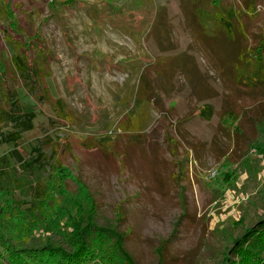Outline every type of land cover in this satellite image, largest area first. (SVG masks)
Wrapping results in <instances>:
<instances>
[{"label":"rangeland","instance_id":"1","mask_svg":"<svg viewBox=\"0 0 264 264\" xmlns=\"http://www.w3.org/2000/svg\"><path fill=\"white\" fill-rule=\"evenodd\" d=\"M208 2L0 0V63L19 105L35 115L16 146L0 145V157L16 149L27 159L42 140L63 166V192L51 195L44 215L25 211L27 188L0 193V264L37 263L11 261L12 247L48 242L70 251L68 206L87 196L97 224L124 233L135 264L233 260V242L264 215V148H256L264 88L236 81L243 55L264 34V0ZM6 6L17 25L10 39L2 34ZM200 7L230 26L203 29ZM26 42L41 77L32 94L12 65ZM205 105L208 119L198 114ZM243 162L259 169L256 179ZM94 247L85 264H109L107 244Z\"/></svg>","mask_w":264,"mask_h":264},{"label":"trees","instance_id":"2","mask_svg":"<svg viewBox=\"0 0 264 264\" xmlns=\"http://www.w3.org/2000/svg\"><path fill=\"white\" fill-rule=\"evenodd\" d=\"M221 1L209 0L208 6L218 8ZM75 5L73 1H65L61 4L64 8H72ZM213 10L209 13L208 7L206 9L200 7L199 23L203 29L209 26V29L223 30L230 26L221 13ZM4 16L8 27L3 29L2 34L5 39H10L8 34L17 32V25L11 21L15 18L9 6L4 8ZM23 48L24 52L20 56L12 58V65L14 74L19 73L25 83H30L28 87L32 94L38 88V79L41 77L38 76L39 71L33 67L28 57V51L33 48L31 42H26ZM242 60L244 64L238 69L236 81L249 89L257 86L264 88V34L257 46L243 55ZM6 76V70L0 63V145L16 146L22 134L32 130L35 115L33 112L24 111L19 105L17 95L7 86ZM45 93L47 94V91H44ZM45 98L48 100L47 96ZM55 105L60 108L62 103L56 101ZM198 114L199 117L208 119L209 106L205 105ZM257 129L260 138L256 148L261 150L264 148V122L259 123ZM44 145L42 140H36L31 156L27 159H23L16 149L10 151L7 157H0V193L13 197L15 191L23 193L25 188L29 189L31 200L27 203L29 207L25 210L29 217L34 216L36 212L44 215L46 208L50 205L51 195L63 192L61 184L63 174L60 178L56 177L63 170V166L56 161L55 151H45ZM240 168L249 179H256L259 172L257 167H250L247 162H243ZM46 176L50 180H47ZM79 188L83 187L78 185ZM72 202L74 205H67L74 210L70 214L67 213L73 238V242L69 243L72 247L70 251L55 247L48 242L29 250L12 247L10 248L13 250V255L10 256L11 261L21 263L36 260V264H85L86 256H91V253L95 251L94 244L104 241L108 247L105 256L109 264H135L124 247V233L120 232L116 226L97 224V213L92 198L87 196V198L83 197L82 202L77 200ZM230 252L233 260L229 259L226 253L223 264H264V215L233 242ZM157 264H162V256L158 258Z\"/></svg>","mask_w":264,"mask_h":264}]
</instances>
